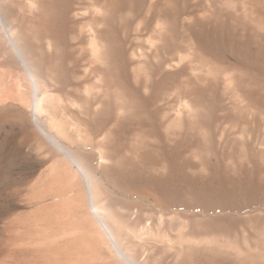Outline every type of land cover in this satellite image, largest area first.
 <instances>
[{
    "label": "bare ground",
    "instance_id": "bare-ground-1",
    "mask_svg": "<svg viewBox=\"0 0 264 264\" xmlns=\"http://www.w3.org/2000/svg\"><path fill=\"white\" fill-rule=\"evenodd\" d=\"M21 159L57 264H264V0H0Z\"/></svg>",
    "mask_w": 264,
    "mask_h": 264
},
{
    "label": "rangeland",
    "instance_id": "rangeland-1",
    "mask_svg": "<svg viewBox=\"0 0 264 264\" xmlns=\"http://www.w3.org/2000/svg\"><path fill=\"white\" fill-rule=\"evenodd\" d=\"M3 149L6 147L3 146ZM31 164L29 159H21L14 162L11 168L9 166L7 174L6 171L4 176L3 173L0 174V264H57L54 255L57 252L52 249L49 252L46 246L33 241L30 243V239L25 238L37 215L34 207L25 201L35 190L34 181L37 178V170Z\"/></svg>",
    "mask_w": 264,
    "mask_h": 264
}]
</instances>
